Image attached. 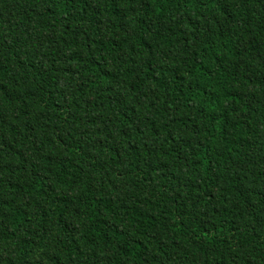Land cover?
<instances>
[{
    "label": "trees",
    "instance_id": "obj_1",
    "mask_svg": "<svg viewBox=\"0 0 264 264\" xmlns=\"http://www.w3.org/2000/svg\"><path fill=\"white\" fill-rule=\"evenodd\" d=\"M0 264H264V0H0Z\"/></svg>",
    "mask_w": 264,
    "mask_h": 264
}]
</instances>
